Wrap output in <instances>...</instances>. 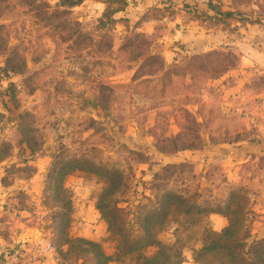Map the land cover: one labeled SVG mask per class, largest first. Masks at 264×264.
Returning a JSON list of instances; mask_svg holds the SVG:
<instances>
[{
  "label": "rangeland",
  "instance_id": "obj_1",
  "mask_svg": "<svg viewBox=\"0 0 264 264\" xmlns=\"http://www.w3.org/2000/svg\"><path fill=\"white\" fill-rule=\"evenodd\" d=\"M0 161L53 248L0 264H258L264 0H0Z\"/></svg>",
  "mask_w": 264,
  "mask_h": 264
},
{
  "label": "crops",
  "instance_id": "obj_2",
  "mask_svg": "<svg viewBox=\"0 0 264 264\" xmlns=\"http://www.w3.org/2000/svg\"><path fill=\"white\" fill-rule=\"evenodd\" d=\"M4 163L6 162L0 161V168ZM26 187H28L29 192L39 189L38 182L37 184H27ZM13 190L14 188L11 185L9 187L0 182V254L6 248L10 246L12 247L14 241H17L16 243L22 242L24 244L28 242L29 245L31 244L30 247H35L41 254L42 252L48 253L52 251L53 248L51 247V244L40 237L42 234L39 227L33 223L35 220L39 222L38 219L41 214H43L39 210L40 207H38L37 204H34L36 199L35 194L26 196L25 207L22 205L21 197L16 196ZM32 204H34L33 206H37L36 209H29L32 208ZM216 217H219L217 218L218 224L216 226V231H220L227 226L228 221L222 214L216 213ZM34 259H37L38 262L48 261V259H45L44 255L41 259H38L37 257Z\"/></svg>",
  "mask_w": 264,
  "mask_h": 264
},
{
  "label": "trees",
  "instance_id": "obj_3",
  "mask_svg": "<svg viewBox=\"0 0 264 264\" xmlns=\"http://www.w3.org/2000/svg\"><path fill=\"white\" fill-rule=\"evenodd\" d=\"M83 0H63L64 3H66L67 5L69 6H75L77 4H80ZM163 205L165 207H167V204H164ZM99 209H101V207L99 206L98 207ZM161 214V213H159ZM102 215V214H101ZM158 214H154L152 216H157ZM103 217V216H102ZM162 219H164V215L161 217ZM108 223V226L110 227V223L111 221L108 220L107 221ZM228 227V224L227 226H225L224 228H222L220 231H216V232H221L219 234V236L221 234H223V230L227 229ZM145 229V225H144V228L143 230ZM149 231V228H146L145 229V232H148ZM216 236V234H215ZM153 240V239H152ZM264 243V242H263ZM158 244V241L157 240H154L153 242L149 243V245H157ZM211 249V251H219L221 249H225V247H220L219 244L216 243V240L213 244H211L207 249ZM134 250V248H131L130 246H126V245H123L121 244L120 246L117 245V251L120 253V254H127V253H131L132 251ZM169 250V248L167 246H165L164 244H159L158 246V249L157 251L155 252V254L152 256V257H147L146 259L142 256V255H139L138 258H136L137 260H142V264H182V262L184 260H182L181 258H179L178 260H175L176 258H173L172 260L171 259V255L169 253H167V251ZM254 252H256V256H257V253H258V258H259V263L258 264H264V245L263 246H256L254 247ZM231 256V260L230 262H232V259L234 258L233 255L230 253L228 254ZM106 262H107V258H105ZM111 261V260H110ZM108 261V262H110ZM237 262H242L241 260H238ZM242 264H250V263H243ZM251 264H254V262H252Z\"/></svg>",
  "mask_w": 264,
  "mask_h": 264
}]
</instances>
